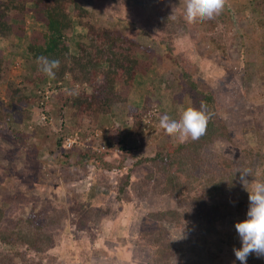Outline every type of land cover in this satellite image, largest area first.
<instances>
[{
    "label": "rangeland",
    "instance_id": "374dc122",
    "mask_svg": "<svg viewBox=\"0 0 264 264\" xmlns=\"http://www.w3.org/2000/svg\"><path fill=\"white\" fill-rule=\"evenodd\" d=\"M73 1L90 11L97 26H115L140 47L151 48L140 52L152 65L128 92L119 90L124 100L115 99L106 113L79 124L75 107L62 109L52 100L67 89L63 81L29 87L25 78L32 58L27 44L43 40L45 11L29 0L23 12L8 14L10 36L0 38V225L34 235L51 233L47 254L59 264H241L234 253L242 247L235 224L248 218L250 201L237 170L247 168L248 156L249 183L264 181V14L259 0H227L220 15L189 24L186 34L173 37L176 51L197 65L193 76L203 92L192 97L163 47L139 32L148 27L153 33L157 27V13L149 6L133 0L126 13L130 23L119 25L114 15L124 10V0ZM166 1L173 12L185 15L186 0ZM65 8L74 33L91 35L78 22L73 4ZM17 90L20 99L12 94ZM209 92L215 98V123L230 133L213 137L201 161L206 157L212 175L223 177L218 189L207 188L204 181L180 182L176 175L183 165L165 167L172 176L150 163L135 165L167 142L189 140L166 134L159 120L165 114L179 120L188 107L199 108ZM146 99L152 103L135 127L127 109L143 106ZM259 148L262 155L255 154ZM100 155L112 165L124 160L131 175L124 190L117 184L121 171L100 167ZM24 247L19 243L17 249ZM8 248L0 241V258ZM32 254L46 257L45 251ZM246 264H264V256L251 253Z\"/></svg>",
    "mask_w": 264,
    "mask_h": 264
},
{
    "label": "trees",
    "instance_id": "16d2710c",
    "mask_svg": "<svg viewBox=\"0 0 264 264\" xmlns=\"http://www.w3.org/2000/svg\"><path fill=\"white\" fill-rule=\"evenodd\" d=\"M27 1L29 0L0 1V38L10 36L11 23L7 18L8 14L15 13V11L23 12L27 8ZM30 1L35 9L42 8L45 11L46 24L42 31L43 40L41 42L31 41L27 44V49L32 55L30 60L31 73L25 75L28 86L34 87L37 83L39 84L44 81L53 84L63 81L67 89H65V91H59V94L52 100L57 102L62 109H65L66 107H75V114L80 120L79 124L83 121L87 124L88 116L91 121V118H94L96 114L101 112L106 113L115 99L124 100L119 94V90L122 88L124 89L125 87L124 90L128 92L133 87L134 82H136L138 75H145L149 72L152 64L148 59L144 58L145 52H141L144 49L153 51L151 48L140 47L135 39H130L121 31H117L115 26H97L91 20L90 11L83 8L77 2L73 0ZM137 1H142L144 5L149 6L151 10L157 13L158 18L157 27L155 29L156 31L154 30V32L151 33V30L147 29L148 27H142L139 29V32L144 33L149 39L163 47V55L166 60H171L174 66L178 68L177 77L180 83L184 85L183 90L186 91L188 97L202 94L203 91L196 84V80L193 76L195 75L197 65L194 62V64H192L189 57L184 53H180L179 51L178 53L176 51V44L173 42V37L176 34L180 32V34L183 35L187 32L189 24L184 19L185 15L178 11L173 12L166 0ZM69 2L73 4L74 13L78 18V22L81 25L90 28L92 31L91 35L74 33V23L71 19V15H69V12L65 8ZM133 2V0H124V10L114 15V20L119 25L130 23L129 18L126 17V13L131 11ZM257 3L260 6L262 14H264V10L261 7V0L257 1ZM167 15L171 18L169 21L166 18ZM151 23L152 22L149 21V27L152 28V26H150ZM153 29L154 28H152V30ZM145 31L148 34L145 33ZM163 31L165 32V35ZM39 56H46L50 60L56 59L60 61V67L56 70L55 78L47 77L40 70V66L37 63V57ZM1 62L0 59V63ZM52 86L53 85H50V88H52ZM119 86L122 87L119 88ZM88 89H91V93H88ZM222 91L219 90L218 93L221 94ZM12 94H14L15 97H18V99L23 97V94L19 90ZM197 98L198 97H196V99ZM203 98L205 99L209 111L212 112L216 109V107H213L215 104V98L211 92L204 94ZM151 103V99H146L141 107H128L127 113L132 117L133 126L140 127L143 114L146 110H149ZM215 114L216 113H213L208 123L206 134L199 140L193 141L190 138L186 142L178 141L176 144L167 142L163 149L160 151L157 150L153 156L137 158L135 165H148L150 163V166L154 165L157 169L165 174L168 173L170 176L173 174H170L165 167L183 165L184 167L182 166V170L176 175L180 182L184 183L186 181L190 182L192 180H198L200 185L203 181L206 182L207 188L214 189L216 185L220 186L223 177L221 178L218 175H212L211 170L213 169V166L209 163L210 160L207 161L205 157L203 163H201L203 156H205L204 154H206L204 149L212 147V138L215 136L222 138L230 134L229 132L227 134V129L223 124L218 125L215 123ZM2 116L3 110L0 109V119ZM255 134H258L257 129H255ZM60 143L61 142L58 141L57 146L60 147ZM260 143L262 142L260 141ZM130 150L131 149H126L127 152H130ZM248 150L251 153L253 152L251 147H249ZM255 154L262 155L261 149L259 148L256 150ZM100 156V167L121 171V175L118 177L119 182L117 184L120 190H124L131 181V175L124 165V160L120 161L117 165H112L109 162L103 161L101 159L102 155ZM187 157L189 161L191 160V163L189 164L187 162ZM85 158L88 159V155H84V159ZM199 160L201 165L199 164V166L195 167L196 161ZM251 161L252 156H248L247 168H250L249 162ZM185 162H187V166L185 165ZM201 166L202 168H200ZM194 168H196L195 170H198L197 173L200 174L197 177H195L197 173L193 172ZM192 173L195 175L190 176ZM237 174L240 175L239 172H237ZM228 178L231 177L229 176ZM105 179L106 176H103L99 181L104 182ZM218 188L219 187H216V189ZM159 190L160 192H162V190L164 192V186H160ZM50 238L51 233L46 232L42 235H34L27 231H21L18 227L6 230L0 225V241L9 246L1 256L0 262L2 264H41V260L43 261V259L46 258L42 264H59L54 263L53 256L48 255L49 253L47 252V249L51 240ZM19 243L25 245L22 250L17 249ZM32 250L36 251V253H42L45 251L46 257L41 254L39 258H37L36 255L32 254ZM157 250L160 255L162 249L160 248Z\"/></svg>",
    "mask_w": 264,
    "mask_h": 264
},
{
    "label": "clouds",
    "instance_id": "9594fccd",
    "mask_svg": "<svg viewBox=\"0 0 264 264\" xmlns=\"http://www.w3.org/2000/svg\"><path fill=\"white\" fill-rule=\"evenodd\" d=\"M226 4L227 0H186L184 19L188 24L212 19L223 12ZM37 63L47 77L55 78L56 70L60 67L59 60L39 56ZM212 115L206 103L201 101L199 108L188 107L183 111L179 120L163 115L159 120V127L169 136H179L181 139L190 137L196 141L206 134ZM237 172L240 173L241 183L249 192L250 206L247 212L248 218L235 224L242 247L234 248V253L241 264H246L247 257L251 253L264 256V181L254 180L249 183L247 177L252 176L251 169L245 168Z\"/></svg>",
    "mask_w": 264,
    "mask_h": 264
}]
</instances>
